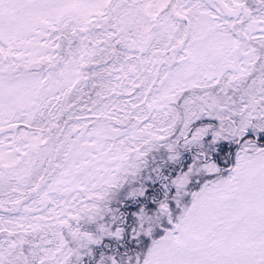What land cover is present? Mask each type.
Returning a JSON list of instances; mask_svg holds the SVG:
<instances>
[{
  "label": "snow or ice",
  "instance_id": "1",
  "mask_svg": "<svg viewBox=\"0 0 264 264\" xmlns=\"http://www.w3.org/2000/svg\"><path fill=\"white\" fill-rule=\"evenodd\" d=\"M0 264H264V0H0Z\"/></svg>",
  "mask_w": 264,
  "mask_h": 264
}]
</instances>
